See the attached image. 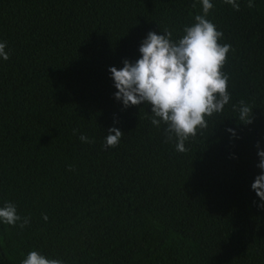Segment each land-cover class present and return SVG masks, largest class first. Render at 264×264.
Instances as JSON below:
<instances>
[{
  "label": "trees",
  "instance_id": "trees-1",
  "mask_svg": "<svg viewBox=\"0 0 264 264\" xmlns=\"http://www.w3.org/2000/svg\"><path fill=\"white\" fill-rule=\"evenodd\" d=\"M210 2L206 19L231 45L230 100L178 152L150 105L115 99L109 68L139 59L150 31L178 41L201 0H0L10 54L0 58V207L30 220L0 222V264L31 251L63 264H264L251 188L257 142L264 149V0H236L239 11ZM240 101L251 124L238 120ZM112 127L124 133L115 148L104 146Z\"/></svg>",
  "mask_w": 264,
  "mask_h": 264
},
{
  "label": "clouds",
  "instance_id": "clouds-1",
  "mask_svg": "<svg viewBox=\"0 0 264 264\" xmlns=\"http://www.w3.org/2000/svg\"><path fill=\"white\" fill-rule=\"evenodd\" d=\"M203 15L195 17L196 23L184 28V35L178 41L171 39L172 32L166 31L158 35L149 32L142 41L139 52L141 57L134 63L127 59L123 67H110L109 72L117 91L116 100L121 101L124 108L147 103L151 107V124L167 125L168 139L175 136L176 151L185 152V141L195 137L197 129L207 127L205 117L221 113L230 100L228 76L223 68L230 44L221 45L218 40L223 33L217 31L215 25L206 19L213 8L210 0H201ZM235 10L240 5L236 0H224ZM247 7H254L253 0H248ZM7 42H0V58L7 61L10 54L6 51ZM239 122L252 123V109L244 101H240ZM235 108V106H234ZM77 130L74 129V134ZM235 136L234 129H227ZM123 132L116 127L109 128L104 138V146H118ZM83 143H94L86 135L80 134ZM257 155L261 170L251 185L264 209V149L257 142ZM69 170L71 166H69ZM255 203V201H254ZM47 220V215L43 216ZM0 222L15 226L20 222L21 228L30 223L28 217L21 218L13 203L5 202L0 207ZM21 264H63L58 259H48L37 251H31Z\"/></svg>",
  "mask_w": 264,
  "mask_h": 264
}]
</instances>
